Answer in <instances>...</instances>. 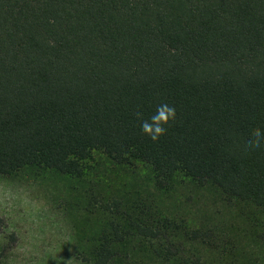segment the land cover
I'll list each match as a JSON object with an SVG mask.
<instances>
[{
	"label": "trees",
	"instance_id": "16d2710c",
	"mask_svg": "<svg viewBox=\"0 0 264 264\" xmlns=\"http://www.w3.org/2000/svg\"><path fill=\"white\" fill-rule=\"evenodd\" d=\"M256 129L264 0H0V177L64 183L79 263L264 264Z\"/></svg>",
	"mask_w": 264,
	"mask_h": 264
},
{
	"label": "rangeland",
	"instance_id": "374dc122",
	"mask_svg": "<svg viewBox=\"0 0 264 264\" xmlns=\"http://www.w3.org/2000/svg\"><path fill=\"white\" fill-rule=\"evenodd\" d=\"M140 175L122 174L113 179L114 186L144 187ZM67 200L72 199L62 182L0 177V251L6 249L2 264H81L72 222L83 217L65 210Z\"/></svg>",
	"mask_w": 264,
	"mask_h": 264
},
{
	"label": "clouds",
	"instance_id": "9594fccd",
	"mask_svg": "<svg viewBox=\"0 0 264 264\" xmlns=\"http://www.w3.org/2000/svg\"><path fill=\"white\" fill-rule=\"evenodd\" d=\"M175 109L169 107L167 104L161 105L157 108L156 114L151 117V123L145 121L142 124V131L148 135L153 141L159 139L166 131L165 125L169 123L170 119H175ZM252 136L255 139L249 138L246 142L253 147L258 148L261 140L264 139V132L260 129H256Z\"/></svg>",
	"mask_w": 264,
	"mask_h": 264
}]
</instances>
